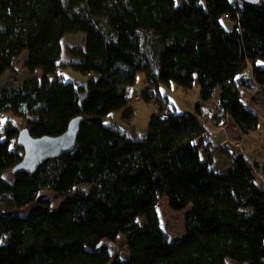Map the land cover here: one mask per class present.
<instances>
[{
  "label": "trees",
  "instance_id": "1",
  "mask_svg": "<svg viewBox=\"0 0 264 264\" xmlns=\"http://www.w3.org/2000/svg\"><path fill=\"white\" fill-rule=\"evenodd\" d=\"M73 32L86 34L71 50L70 68L91 76L82 85L60 76L63 38ZM24 51L32 76L0 95V264H264V166L239 154L233 168L212 169L201 155L213 132L200 106L179 113L163 93L198 85L211 101L220 87L216 125L231 120L239 139L257 133L260 115L238 81L251 67L264 92V0H0V78ZM142 73L138 94L159 109L138 137L102 117L137 98ZM80 116L72 152L31 173L14 170L21 130L58 136ZM43 190L65 199L52 208ZM162 198L175 211L190 207L181 239L161 227ZM120 234L130 255L112 260L100 243Z\"/></svg>",
  "mask_w": 264,
  "mask_h": 264
},
{
  "label": "rangeland",
  "instance_id": "2",
  "mask_svg": "<svg viewBox=\"0 0 264 264\" xmlns=\"http://www.w3.org/2000/svg\"><path fill=\"white\" fill-rule=\"evenodd\" d=\"M184 1L187 0H177V3L181 4ZM222 23L224 27L229 30L234 27L233 21L227 18L223 19ZM85 38L86 34L83 32L66 34L63 38V53L60 59V76L66 81L71 80L80 85L85 84L91 76L84 75L70 68V64L78 60L77 57L72 55L71 50L75 47L84 46ZM28 57L29 52L24 51L14 59L12 68L0 78V95L5 87L20 86L32 76L27 67ZM36 74L42 77L43 70L39 69ZM49 77L50 79L55 78V76ZM144 80L145 76L142 73L138 76L137 85L134 89L136 94L142 91L145 87ZM238 83L245 94V99L247 100L249 107L260 115L259 131L250 136V138L241 137L242 140L239 139L240 132L234 127L232 121L228 119L222 121L225 122V124L217 126L213 120L217 112L215 104L220 93V87L216 89L214 98L211 101H202L200 99V88L198 85L191 90H184L176 84H173L169 88H163V93L168 95L170 105H174L179 113L195 114L197 107L200 106L203 120L213 131L212 140L215 145L220 144L222 141L218 138L221 135V133L218 132L221 128L225 138V144L218 145L213 150H210L209 153L201 152L203 159H212L215 169L219 171H227L232 167L236 153L245 154L264 166V92L261 86L253 79L251 67L245 72L243 78H241ZM158 109V102H145L138 94L137 98L133 100L129 106L103 116L102 119L104 123L120 127L130 135L144 137L148 131L150 121L152 117L156 115ZM16 141L17 138L12 140L11 149L23 154V149L17 146ZM259 172L260 183L264 186V169H260ZM40 196L49 198L51 200L52 208L59 207L65 199L52 190H43L40 192ZM35 206H37V201L19 209V212L23 215L28 214ZM189 209L190 207L183 211H175L169 206L167 198H162L159 201L157 211L160 217L161 227L169 235L171 240H177L184 237L185 214ZM140 222H145L144 216L140 217ZM9 237L10 235L6 237V240ZM100 247L109 250L112 260L116 257L125 259L130 255L128 239L125 234H120L115 241L109 239L102 240ZM109 264H112V261Z\"/></svg>",
  "mask_w": 264,
  "mask_h": 264
},
{
  "label": "water",
  "instance_id": "3",
  "mask_svg": "<svg viewBox=\"0 0 264 264\" xmlns=\"http://www.w3.org/2000/svg\"><path fill=\"white\" fill-rule=\"evenodd\" d=\"M246 3L259 4L261 0H244ZM84 117L74 118L66 132L58 136L44 135L34 137L28 129L19 132L17 143L24 151L22 161L14 168L16 172H34L47 159L72 152L81 133Z\"/></svg>",
  "mask_w": 264,
  "mask_h": 264
},
{
  "label": "crops",
  "instance_id": "4",
  "mask_svg": "<svg viewBox=\"0 0 264 264\" xmlns=\"http://www.w3.org/2000/svg\"><path fill=\"white\" fill-rule=\"evenodd\" d=\"M231 121V120H230ZM225 124V123H224ZM223 125V124H222ZM235 127V126H234ZM236 128V127H235ZM238 130V129H237ZM213 132V131H212ZM218 132H220L221 133V135L218 137V138H220L222 141H221V143L220 144H214V141H213V145H212V147H211V150H213L214 148H216L218 145H222V144H225V138H224V135H223V132H222V130H221V128L219 129V131ZM208 160V159H207ZM211 167H212V169H214V170H216V171H219V170H217V169H215V167H214V164H213V162H212V164H211ZM234 167V161H233V163H232V167L231 168H233ZM230 168V169H231Z\"/></svg>",
  "mask_w": 264,
  "mask_h": 264
},
{
  "label": "built area",
  "instance_id": "5",
  "mask_svg": "<svg viewBox=\"0 0 264 264\" xmlns=\"http://www.w3.org/2000/svg\"><path fill=\"white\" fill-rule=\"evenodd\" d=\"M173 111H174L173 109H170V112H173ZM168 116H169V112L168 111H166V112L163 113V117L167 118ZM235 147H237V146H235ZM239 154L240 153H236V155H239Z\"/></svg>",
  "mask_w": 264,
  "mask_h": 264
}]
</instances>
